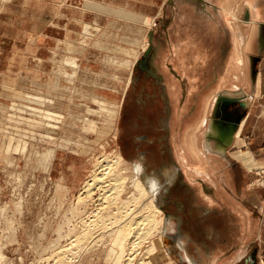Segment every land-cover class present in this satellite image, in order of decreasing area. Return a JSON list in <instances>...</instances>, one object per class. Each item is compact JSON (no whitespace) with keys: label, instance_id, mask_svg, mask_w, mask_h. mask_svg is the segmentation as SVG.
<instances>
[{"label":"rangeland","instance_id":"1","mask_svg":"<svg viewBox=\"0 0 264 264\" xmlns=\"http://www.w3.org/2000/svg\"><path fill=\"white\" fill-rule=\"evenodd\" d=\"M101 1L93 4L86 1L84 5L82 0H0V264H146L150 261L147 249L157 232L135 248L132 255L129 245L121 252L107 236H98L94 245L86 249L83 240L79 243L83 222L88 224L94 211L97 212L93 207L95 200L93 203L82 190L83 183L90 180L91 172L99 164L105 165L119 154L123 157V165L130 168V174H135L132 167L137 166L136 176L158 183L157 207L158 202L163 201L159 189L168 185L169 177H175L172 172L177 168L183 174L182 180L194 189L198 184L202 189L229 182L234 191L238 187L241 191L256 188L264 194V164L260 165V158H255L262 149H255L259 140L256 142L252 135L243 133L229 148L225 160L218 159L221 157L204 145V134L214 106L209 108L212 88H200L204 87L203 80L196 89L195 78H191L193 73H189L191 68L195 70L194 58L187 60L188 73H185V68L180 70L179 58L175 56H179V48L176 52L175 45L180 46L184 33L192 26L190 23L195 24L197 20L195 15L187 13L191 6L179 0L166 3L164 13L157 16L162 23L167 20L164 31L162 23L148 22L125 10L120 0ZM105 1L115 8L105 6ZM140 1L126 0L127 7H140L137 6ZM210 1L214 4L218 0ZM250 2L245 0L243 12L250 10ZM83 9L102 15L89 14ZM245 15L246 12L242 19L248 20ZM198 18L200 21L201 17ZM136 22L147 23L155 34V41L150 43L153 45L151 62L155 70L163 74L169 101L166 114L159 94L150 86L153 82L140 77L130 94L132 73L115 61L132 60L121 53L122 49L127 51L133 47L137 57L142 54L141 45L145 43L142 38L146 35L141 36L145 32L138 31L141 28ZM85 27L89 28V34L84 32ZM251 33L246 29L247 40H251L247 49L250 51L247 53L248 66L253 54ZM201 40V47L214 46L215 51L222 41L211 34L208 39ZM100 41L111 46L97 47ZM215 73L219 75L221 70ZM216 82H213L214 87ZM35 97L46 103L35 101ZM16 107L23 109L14 110ZM35 111L43 115L34 114ZM259 115L264 122V110ZM164 118L169 160L160 155L157 142L149 144L135 139L143 135L155 139L158 131L155 128ZM250 120L252 122L253 118ZM51 150H56L52 159ZM237 153L248 157L245 186L243 163ZM182 180L176 177L171 181L176 184L171 187L172 195L210 211V219L216 226L214 231H226L228 226L224 220L228 218L230 226L234 225L220 203L214 201V206L209 207L206 194L200 191L189 194L179 185ZM128 189L124 198L132 192V188ZM96 194L94 192L91 197L96 199ZM195 214L200 218L203 212L193 211ZM193 215L189 221L195 226ZM156 217V220L161 217L164 220L163 211ZM206 225L203 220L202 231ZM160 226L162 234H167L164 221ZM166 226L169 232L173 231V224ZM210 228L208 224V232ZM191 230L196 234L195 229ZM255 231L252 225L247 232L253 235ZM112 248H117L121 254L112 252ZM165 248L168 251L167 246Z\"/></svg>","mask_w":264,"mask_h":264},{"label":"crops","instance_id":"2","mask_svg":"<svg viewBox=\"0 0 264 264\" xmlns=\"http://www.w3.org/2000/svg\"><path fill=\"white\" fill-rule=\"evenodd\" d=\"M82 1L84 5L86 1L92 4L102 2L101 0ZM120 1L125 5V10H130L140 15L147 19L148 22L151 20L152 23L155 21L162 23V19L158 17L161 12L164 13L166 3H172V0H141L138 5L136 4L140 7H130L129 9L126 0ZM179 1L191 6L187 13L188 15H195L197 19L195 24L190 23L192 26H190L189 32L186 31L184 33L185 38L181 39L180 46L177 47L175 45L176 52H178L177 49L179 48V56L177 54L175 56H177V59L179 58L180 70L185 68V73H188L187 60L191 59L190 61H193L192 59L194 58L195 70L192 71L191 68L189 73H193L191 78H195L196 89H199L203 80H205L204 87L200 88H205V90L206 88H212L209 108L213 106L219 94L240 95V101L247 104V113L240 122L233 145L237 143L243 133H249L256 142L259 140V144L255 149L258 147H262V149L257 152L258 156L255 158H260V165H263L264 122L260 119L259 112L264 110V0H251L250 7L252 9L250 8L248 12L244 11L247 13L248 20L242 19L245 0H218L214 4L210 0ZM105 2V6L113 7L109 1ZM124 8L121 7L120 9L124 10ZM83 11L93 15H102L96 11L85 9ZM216 14H219L218 18H216ZM198 16L201 17L200 21ZM78 18H80V14H78ZM114 18L118 19L115 16ZM74 19L76 20L77 18ZM108 20L112 21L113 18ZM166 24L167 20L162 23L164 31ZM135 25L141 28L138 30L139 32H145V34H141V36L146 35V39L141 37L142 41L148 42L149 40L152 43L155 41V34L151 32L152 30H149L151 27L147 23L136 22ZM246 29L252 32L253 41V54L250 58V66L247 65V53L250 54L247 49L251 46V40H247ZM209 34L222 40L221 44L216 47V51L214 46L206 45L201 47L199 43V41H202L201 39H208ZM215 56L216 58H214ZM224 58H226L225 62H223ZM150 68L163 81V74L159 70H155L153 62H151ZM219 70H221L222 75L215 73L216 71L219 72ZM213 82H216V87H214ZM251 117L253 118L252 122L250 120ZM212 146L214 147L213 144ZM227 153L229 155L228 151ZM237 157L243 163L241 169H244L245 181V171L249 168L246 162L247 156L237 153ZM218 159L225 160V158L219 157ZM210 173L211 175L215 174L213 172ZM172 174L175 177H169L168 185L166 184L164 189H159V193L163 196V201L158 202V207H160L159 209L163 211L164 215V232L167 233L164 234L166 238L165 246H167L170 259L176 264H259V262L264 264V194L262 190L259 189L257 191L256 188H248L241 191L238 187L234 191L229 182L216 183L205 186L207 188L203 187L202 189L201 185L198 184V188L194 189L191 184H187L182 180L183 174L178 168ZM176 177H180L182 181H179V185L189 194L195 191L204 192L207 197L205 201L210 203L209 207L214 206V201L220 203L221 208L229 214L234 225L230 226L228 218L224 220V223H227L226 226H228L226 231L225 229L214 231L216 226L210 219V211L198 205L194 206L193 203L187 204L180 196L171 194V187L176 185L171 181ZM227 179L229 180L228 175ZM245 185L246 181L244 182ZM210 198L212 202L208 200ZM193 211H200L203 214L199 218L198 215H193ZM192 215L197 220H195V226L191 225L189 221ZM198 218L202 220L199 221ZM203 220L207 224L205 231L200 228ZM168 223L173 224L172 232H169L170 228L166 226ZM208 224L211 227L210 232L207 231ZM252 225L256 227V231L253 235H250L251 232L247 231ZM184 228L187 230H183ZM191 229H195L196 234H193ZM202 239L207 242L201 241ZM172 250L175 252L174 254H172Z\"/></svg>","mask_w":264,"mask_h":264},{"label":"bare ground","instance_id":"3","mask_svg":"<svg viewBox=\"0 0 264 264\" xmlns=\"http://www.w3.org/2000/svg\"><path fill=\"white\" fill-rule=\"evenodd\" d=\"M215 16H216V18H218L219 14L218 15L216 14ZM84 32L85 33L87 32V34H89V28L85 27ZM144 38H146V37H144ZM151 42L152 41H149V40H148V42L145 41V43L142 42L141 47L143 49V52L139 57L136 56V51L133 49V47L130 48V50L128 49L127 51L122 49L121 53L127 54L129 57L132 58V60L126 61L124 59L125 60L124 62L115 60L118 62L117 65L120 64L121 67L128 68L130 70V72H132L134 70V67H135V64L137 63V61H139L141 59V57L144 56L147 48L149 46H152L150 44ZM100 45L103 47H110L111 46V45H108L107 42H101L100 41V42L96 43L97 47ZM67 46H70V45H67ZM151 50H152V48L150 47V52H151ZM118 53H120V52H118ZM70 60H71V58H70ZM75 64L76 63H74V65ZM74 65H72L71 67L73 68ZM130 81H131V79H130ZM38 98L39 97H35L34 100L37 102H42V104L46 103V102H43L41 100V98H39V99ZM18 104H17V106H18ZM21 107H23V106H21ZM19 108L20 107H16L14 110H18ZM41 111H43V110H41ZM50 112H49V114H51ZM35 113H37V115H40V114L43 115V112H39L40 113L39 114L38 112L35 111L34 114ZM49 114H47V115H49ZM208 122H209V120H208ZM18 124H20V123H18ZM203 124H205V123H203ZM45 126H47V125H45ZM46 129H48V128H46ZM15 132H17V131H15ZM35 141H36V139H35ZM55 152H56V150H51L49 152V156L51 159L54 158ZM193 153H195V152H193ZM45 156H47V155L45 154ZM45 156H43V157H45ZM41 157H40V159H41ZM122 158H123L122 155L119 154V156L117 155V157L114 158L113 161H110L112 163H110L109 161H106L105 165L99 164V167H96L91 172L90 180H87L83 183L82 190H83V192H85L87 194L86 196H88V197H90V199H92V202H93V200H95V203L93 202L94 203L93 207H95V210H97V212L94 211V214L92 213L94 217H93V219L91 218L92 220H90L88 224H85L83 222V226H81L82 231L80 232L81 238H79V235H78L79 243L83 240L85 243L84 244L85 246L84 247L82 246V247L84 249H86V248H88L89 245H91V246L94 245V243L97 241L96 238H98V236H99V238H101V237L103 238V237L107 236L108 238L111 239V242H113V245H115V247L117 246V248L119 247L121 249V252L126 251L125 247H126V245H129L130 247L129 248L127 247V248L129 250H131L130 254L132 255V251L135 250V248L138 249L143 244V242L145 240H147L149 237H151V235H153V233L155 234V232H157V235L155 236V238L153 237L154 239L152 238L153 240L150 241V245L148 246V249H147V255L148 256L147 257H148V259H150V261H148L146 264H149L150 262H152V263L156 262V263H161V264H175L169 258L170 257L169 254L166 253L167 252L166 248H165V239L166 238L162 234V227L161 226L159 227L160 223L162 225L163 217H161V218L159 217L160 221L156 220V218H157L156 216L158 214H160V212H161V210L159 209L160 207H157V205H156L157 197H158V192H157L158 189L157 188L159 185L156 182L154 183V182L149 181L147 179H143L142 176L141 177L136 176V174H138L139 167H137L135 165H134L135 167H132V170H135V174H133V173L130 174L129 173L130 168H128L126 165H125L126 167L123 165V159ZM39 161H38V163H39ZM41 161H43V160L41 159ZM41 161L39 164H41ZM44 161H46V160H44ZM202 164H203V161H202ZM129 174H130V176H128ZM129 187L132 188V192H130L129 197L124 198V196H125L124 193L125 192L127 193V190H129L128 189ZM94 192L98 193V194H96V199L91 197ZM93 210H94V208H93ZM77 217H79V216H77ZM90 226H91V228H90ZM77 232H79V231H77ZM116 249L112 248L111 251L114 252L113 250H115V251H118V253H120L119 250H116ZM118 259H119V257H118Z\"/></svg>","mask_w":264,"mask_h":264},{"label":"water","instance_id":"4","mask_svg":"<svg viewBox=\"0 0 264 264\" xmlns=\"http://www.w3.org/2000/svg\"><path fill=\"white\" fill-rule=\"evenodd\" d=\"M245 18H247V13ZM150 53L149 50L147 56ZM239 96L219 94L216 97L204 134L205 147L221 158H227V151L233 145L240 122L247 113V104L240 101Z\"/></svg>","mask_w":264,"mask_h":264},{"label":"flooded vegetation","instance_id":"5","mask_svg":"<svg viewBox=\"0 0 264 264\" xmlns=\"http://www.w3.org/2000/svg\"><path fill=\"white\" fill-rule=\"evenodd\" d=\"M150 47L153 49V45L149 46L144 56H142L141 59L137 61V63L135 64L134 70L132 71L133 74H132V79H131L130 86H129V92L130 94L134 92L135 84L139 80L140 77L144 78L145 80L152 81L153 83H151L150 86L156 89L157 93L159 94V101L160 103H162L164 112L166 114L168 113L167 109L169 108V101L167 100V97H166V87L163 84V81L161 80V78L151 71L150 64H151V53L152 52L148 56H146L147 52L150 50ZM148 99L150 100V95L148 96ZM155 130H158L157 135L155 136V139H150L147 137V135H143L141 137L135 138L136 142L145 141L149 144H154L155 142H157L160 146V152H159L160 155L169 160L170 153L166 145V135H165L167 131L166 118L162 119V122L160 123L159 127L155 128Z\"/></svg>","mask_w":264,"mask_h":264}]
</instances>
